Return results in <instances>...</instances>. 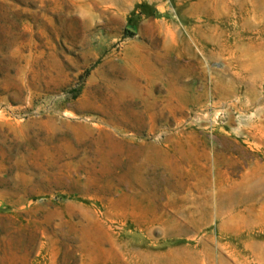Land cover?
<instances>
[{"label":"rangeland","instance_id":"1","mask_svg":"<svg viewBox=\"0 0 264 264\" xmlns=\"http://www.w3.org/2000/svg\"><path fill=\"white\" fill-rule=\"evenodd\" d=\"M0 264H264V0H0Z\"/></svg>","mask_w":264,"mask_h":264},{"label":"bare ground","instance_id":"2","mask_svg":"<svg viewBox=\"0 0 264 264\" xmlns=\"http://www.w3.org/2000/svg\"><path fill=\"white\" fill-rule=\"evenodd\" d=\"M125 75H126L125 78L123 77V78L125 79V81H123V82H122V81H119V83H121V85L123 86V88H124V87L128 88L130 85H133L134 83L132 82L133 80H132V77H131V73H130V72H127V71H126V74H125ZM119 77H121V76H119ZM121 79H122V78H121ZM229 198H230V197H229ZM216 204H217V203H216ZM226 204H227V203H225L224 206H226ZM225 212H226V211H225ZM225 212H224V213H225ZM225 214H226V213H225Z\"/></svg>","mask_w":264,"mask_h":264}]
</instances>
